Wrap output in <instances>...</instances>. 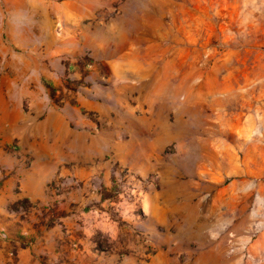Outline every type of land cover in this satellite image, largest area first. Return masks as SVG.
<instances>
[{"label": "rangeland", "instance_id": "1", "mask_svg": "<svg viewBox=\"0 0 264 264\" xmlns=\"http://www.w3.org/2000/svg\"><path fill=\"white\" fill-rule=\"evenodd\" d=\"M100 1L80 25L102 27L106 41L119 42L134 73L118 55L49 54L44 43L51 40L36 48L42 94L57 108L81 110L86 90L103 86L129 104L142 99L136 114L148 116L151 108L158 128L147 176L115 163L111 173L114 204L102 222L127 232L95 235V244L115 253L108 264H264V0ZM0 14V47L12 49L10 13L0 7ZM75 25L62 27L75 31ZM82 35L83 43L100 42ZM31 47L16 50L31 53ZM12 74L0 70V77ZM128 84L133 90L123 93ZM162 174L169 217L161 231L167 241L156 246L136 224L147 189L158 188ZM120 217L127 219L118 223Z\"/></svg>", "mask_w": 264, "mask_h": 264}, {"label": "crops", "instance_id": "2", "mask_svg": "<svg viewBox=\"0 0 264 264\" xmlns=\"http://www.w3.org/2000/svg\"><path fill=\"white\" fill-rule=\"evenodd\" d=\"M102 5L100 0H0V7L10 13L7 29L14 45L12 49L0 47V70L13 72L12 78L0 77L1 264H8L9 258L14 264L112 262L115 253L101 252L94 237H105L108 232L114 238L128 230L122 224L116 229V223L102 222L114 204V166L128 167L140 177L153 168V134L158 128L153 127L151 108L148 116L136 114L142 99L129 104L123 94L109 95L97 86L81 97V110L59 109L42 94L36 48L46 40H51L44 43L49 54L90 49L102 60L118 55L119 61L127 60L124 67L129 73H134L128 57L121 53L124 47H115L119 42L106 41L102 27L80 25ZM67 23L76 24V30L63 29ZM83 31L86 39L100 38V42L83 43ZM129 32L124 39H130ZM65 37L77 42L57 41ZM27 46H32L31 53L16 50ZM121 88L124 93L134 87ZM158 184L147 189L141 202L143 219L136 225L151 245L161 246L167 241L161 232L169 217L167 177L160 175ZM123 219L127 218L120 217L118 223ZM157 256L162 258L163 251L158 250Z\"/></svg>", "mask_w": 264, "mask_h": 264}, {"label": "built area", "instance_id": "3", "mask_svg": "<svg viewBox=\"0 0 264 264\" xmlns=\"http://www.w3.org/2000/svg\"><path fill=\"white\" fill-rule=\"evenodd\" d=\"M29 165V164H28Z\"/></svg>", "mask_w": 264, "mask_h": 264}]
</instances>
